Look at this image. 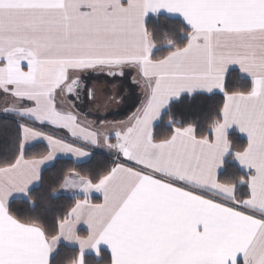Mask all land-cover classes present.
I'll return each mask as SVG.
<instances>
[{
	"label": "snow or ice",
	"instance_id": "snow-or-ice-1",
	"mask_svg": "<svg viewBox=\"0 0 264 264\" xmlns=\"http://www.w3.org/2000/svg\"><path fill=\"white\" fill-rule=\"evenodd\" d=\"M86 75H132L140 106L125 121H82ZM0 93L20 118L18 154L0 165V264H55L65 242L78 248L71 264L90 254L100 264H264V0H0ZM216 93L223 104L206 128L172 115L182 96ZM44 126L117 157L95 179L65 176L83 199L54 234L13 202L35 212L41 166L89 153ZM29 141L47 154L25 158Z\"/></svg>",
	"mask_w": 264,
	"mask_h": 264
},
{
	"label": "trees",
	"instance_id": "trees-1",
	"mask_svg": "<svg viewBox=\"0 0 264 264\" xmlns=\"http://www.w3.org/2000/svg\"><path fill=\"white\" fill-rule=\"evenodd\" d=\"M160 22L167 24L169 27L177 26V22L174 21L161 19ZM222 104V93L184 95L173 102L171 111L177 121H182L185 124H199L202 128H206ZM19 121L20 118L14 115L0 114V165L13 159L18 154L17 137L19 133ZM167 122L168 117H165L162 122H158L155 128V133L158 137L168 134ZM42 129L44 130L46 128L43 127ZM58 134L62 133L58 132ZM229 138L237 148L246 144V141L236 131H231ZM46 152L47 147L44 144H34L25 149V157H39ZM113 163V156L98 151L91 152L90 158L83 162H75L67 158H58L41 171L42 180L33 187L31 198L37 202L38 207L36 211L29 212L30 206L25 205L22 198L16 199L13 202V211L17 215L22 216L39 215L54 234L58 221L75 205L76 199L83 198L58 192L65 176L71 171H75L82 176L95 179L110 169ZM89 199L93 202L99 200L95 197ZM19 209L23 211H18ZM77 254V249L60 245L59 253L55 258V264H71ZM104 255L107 257L108 254L104 253ZM87 260L88 264H100L93 255H89Z\"/></svg>",
	"mask_w": 264,
	"mask_h": 264
},
{
	"label": "crops",
	"instance_id": "crops-1",
	"mask_svg": "<svg viewBox=\"0 0 264 264\" xmlns=\"http://www.w3.org/2000/svg\"><path fill=\"white\" fill-rule=\"evenodd\" d=\"M132 75H134V73ZM132 75L125 76L123 78L118 77L115 79L110 77H105L103 75H99V76L86 75L84 78V82L81 85L80 98L76 102L77 106L74 109V111L78 112L82 121L87 120L90 122H98V120L101 118L107 121L127 120V118L131 116L132 113L136 110V108L140 106V103L143 100V91L141 88H139L133 83ZM89 92L93 95L94 97L93 99H89V95H88ZM113 98L115 99L113 100ZM11 107H12L11 98L6 97L2 93H0V114L13 115L11 113H6L4 111L5 108H11ZM64 107L67 110L70 107V104L65 103ZM44 127L46 129L44 130L42 129V130L45 133L54 135L56 138H63L66 143H73L74 146L77 147L84 146L85 151L89 153L87 157H81V158H77L74 155L68 153H57L54 160L58 158H67L75 162H83L90 158L91 152L93 151H98L113 156L114 162L117 159L116 154L110 149L102 148L98 146L82 145V142L75 141L70 136V134L67 133L66 130L57 129L52 126H44ZM58 132H61L62 134H58ZM236 132L239 134V136L242 137V135L238 132V130ZM243 139L246 141L245 138ZM112 142L114 143L115 141L113 140ZM34 144H44L46 146V142L36 143L34 141H29L26 148ZM46 154L47 152L44 155ZM120 160L121 162H124L122 157L120 158ZM53 161L47 162L46 164L42 165L41 169L43 170L45 167L49 166ZM36 185H34L33 187H35ZM63 185H64V180L58 192L74 196V193L77 190L71 188H65ZM78 197H83V196H78ZM91 197H95L99 199L97 202L90 201L93 204L102 203L103 201V196L101 193L92 192L89 195V198ZM17 199H21V198L18 197ZM77 230L81 237L87 235V225L83 224L82 222L77 225ZM61 245L75 248L78 251V248L74 247L70 243L65 242L62 243ZM90 255L95 256L94 254H90Z\"/></svg>",
	"mask_w": 264,
	"mask_h": 264
}]
</instances>
